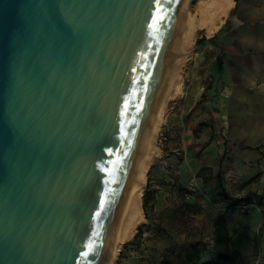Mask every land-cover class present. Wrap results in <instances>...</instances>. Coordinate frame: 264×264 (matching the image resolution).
Listing matches in <instances>:
<instances>
[{
  "label": "water",
  "instance_id": "water-1",
  "mask_svg": "<svg viewBox=\"0 0 264 264\" xmlns=\"http://www.w3.org/2000/svg\"><path fill=\"white\" fill-rule=\"evenodd\" d=\"M188 1L0 0V264H103Z\"/></svg>",
  "mask_w": 264,
  "mask_h": 264
},
{
  "label": "rangeland",
  "instance_id": "rangeland-1",
  "mask_svg": "<svg viewBox=\"0 0 264 264\" xmlns=\"http://www.w3.org/2000/svg\"><path fill=\"white\" fill-rule=\"evenodd\" d=\"M201 1L190 2V12L194 17L198 16ZM205 35H208L205 30L200 29L196 43L188 52L181 68V92L167 103L164 125L159 134V159L150 167L147 175L145 189L153 192V198L147 202L148 217L137 229L139 239L135 241V234L125 243L116 264H164L166 259L176 264H195L188 260V254L194 247L201 251V262L213 261L215 222L220 215L226 216L228 221L234 219L223 187L233 197H243L260 185L258 181L247 183L248 180H233L229 175H224V169L221 170L223 174L208 182L196 177L197 168L204 161L213 163L217 170L219 159H208L211 157L204 154V149L209 140L201 138L208 121L204 120L202 112L205 111V106L201 105L199 98L212 71L210 53L202 50L201 44L197 42L198 38ZM175 148L181 150V157L175 152L166 153ZM260 148L264 153V142L260 144ZM262 157L260 164L264 171V154ZM209 173V170L202 171L204 176ZM159 175L162 183L157 184L156 188L151 179L155 180ZM192 181L197 186V192L186 199V187ZM251 201L260 203L262 198L251 196ZM251 207H238L237 215L249 214L247 210ZM242 263L241 260L237 264Z\"/></svg>",
  "mask_w": 264,
  "mask_h": 264
},
{
  "label": "crops",
  "instance_id": "crops-1",
  "mask_svg": "<svg viewBox=\"0 0 264 264\" xmlns=\"http://www.w3.org/2000/svg\"><path fill=\"white\" fill-rule=\"evenodd\" d=\"M201 37L205 38L197 41L212 60L211 75L199 98L208 121L201 138L209 140L204 149L208 159H219L217 170L204 161L196 177L203 180L204 175L198 173L206 166L213 175L210 180L223 174L222 169L224 175L240 182L262 173L260 185L248 192L262 202L227 204L234 217L227 227L232 248L240 251L234 264L241 260L242 264H264V171L260 164L264 154L260 148L264 142V0H235L218 30ZM170 152L173 149L166 153ZM159 178L151 182L161 184ZM246 206H252L249 214L237 215V208Z\"/></svg>",
  "mask_w": 264,
  "mask_h": 264
},
{
  "label": "bare ground",
  "instance_id": "bare-ground-1",
  "mask_svg": "<svg viewBox=\"0 0 264 264\" xmlns=\"http://www.w3.org/2000/svg\"><path fill=\"white\" fill-rule=\"evenodd\" d=\"M191 1L189 0L186 6L171 53L172 61L165 71L166 75H164L158 98L151 112L140 157L125 199V206L116 223L108 255H106L103 264L117 263L125 243L134 237L138 227L146 220L143 196L144 190H146L148 171L159 159L161 148L158 141L161 128L164 125L167 103L169 99L181 92L179 91L182 80L181 68L184 60L187 59L188 52L196 43L199 30H205L208 35L214 34L235 3V0H209L207 2L202 0L198 5V16L194 17L190 12Z\"/></svg>",
  "mask_w": 264,
  "mask_h": 264
},
{
  "label": "trees",
  "instance_id": "trees-1",
  "mask_svg": "<svg viewBox=\"0 0 264 264\" xmlns=\"http://www.w3.org/2000/svg\"><path fill=\"white\" fill-rule=\"evenodd\" d=\"M204 38L205 37H201L198 39V41ZM204 170H210V168L209 167L202 168L200 172L198 173L199 174L198 176L201 177L203 175L202 171ZM212 176L213 175L209 173L208 175L204 176L203 180L208 182L212 178ZM261 176H262V173H258L251 179H248L247 183L258 181ZM149 180L150 178L148 179V181ZM223 192H225L224 196L226 200L228 201V204H230L231 206L232 205L237 206V205H242V204L246 205L251 202V196H252L251 193H247L243 197H233L232 195L229 194V192L226 191L224 187H223ZM152 194L153 192L149 191V189L145 190L144 192L143 208H144L146 217H148L147 202L153 198ZM227 226H228V220L226 216L224 215L219 216L215 222V230H216L215 243H214L215 258L213 261L201 262L202 260L201 251L197 247H194L192 249V252L188 254L189 262L195 263V264H234L240 256V251L238 249L232 248L231 242H230V233H229ZM139 237H140V234L139 232H137L135 235V241L138 240ZM163 263L164 264H176L173 261H169L167 259L164 260Z\"/></svg>",
  "mask_w": 264,
  "mask_h": 264
},
{
  "label": "built area",
  "instance_id": "built-area-1",
  "mask_svg": "<svg viewBox=\"0 0 264 264\" xmlns=\"http://www.w3.org/2000/svg\"><path fill=\"white\" fill-rule=\"evenodd\" d=\"M173 152H175L177 155H179L180 157L183 155V153L181 152V150L179 148H175L173 150ZM156 188H158V186L156 185ZM186 192H185V197L186 199H190L191 196L194 195L195 192H197V186L194 183V181L190 182L189 184H187L186 187Z\"/></svg>",
  "mask_w": 264,
  "mask_h": 264
},
{
  "label": "snow or ice",
  "instance_id": "snow-or-ice-1",
  "mask_svg": "<svg viewBox=\"0 0 264 264\" xmlns=\"http://www.w3.org/2000/svg\"><path fill=\"white\" fill-rule=\"evenodd\" d=\"M97 215H99V213H97Z\"/></svg>",
  "mask_w": 264,
  "mask_h": 264
}]
</instances>
